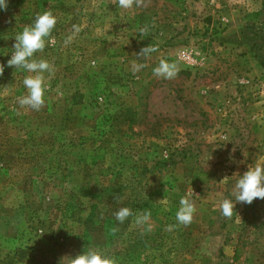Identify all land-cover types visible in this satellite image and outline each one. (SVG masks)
I'll return each mask as SVG.
<instances>
[{
    "label": "rangeland",
    "instance_id": "374dc122",
    "mask_svg": "<svg viewBox=\"0 0 264 264\" xmlns=\"http://www.w3.org/2000/svg\"><path fill=\"white\" fill-rule=\"evenodd\" d=\"M145 5L0 9V264H59L90 249L116 264H264V199L236 203L231 219L219 209L250 165H264V0ZM45 11L54 43L34 58L53 71L36 111L18 104L31 74L7 60ZM147 45L158 51L138 56ZM161 59L175 78L154 76ZM182 197L196 208L187 226L176 221ZM121 207L133 213L122 224ZM145 211L151 231L136 223Z\"/></svg>",
    "mask_w": 264,
    "mask_h": 264
},
{
    "label": "clouds",
    "instance_id": "9594fccd",
    "mask_svg": "<svg viewBox=\"0 0 264 264\" xmlns=\"http://www.w3.org/2000/svg\"><path fill=\"white\" fill-rule=\"evenodd\" d=\"M114 4L121 9H132L136 7L146 6L145 0H114ZM0 9H7V0H0ZM57 24V18L51 11H45L43 14H37L33 25L25 26L22 33L14 37V51L11 53V58L7 60V66L16 69L26 70L31 75L23 79V85L27 89V95L18 98V104L21 108H30L39 111L45 105V84L44 73H52L53 66L45 59H35V54L42 53L46 44L54 43L52 32ZM80 26L73 25V32L79 33ZM147 26L139 30L140 35H147ZM47 38V39H46ZM72 37L65 40V44L71 42ZM158 49L154 46L147 45L141 48L138 56L148 58ZM146 67L145 64L134 65V72H138ZM5 66L0 64V76L4 73ZM178 67L174 62L161 59L158 65L153 69L154 76L164 79H173L178 75ZM225 177L221 182L225 181ZM232 196L235 202L231 199H223L219 204V209L222 215L231 219L235 210L236 203L251 204L255 199H264V165L255 163L250 165L249 169L240 175V178L235 183L232 190ZM119 202L118 197H114ZM180 207L176 212V221L180 225L187 226L192 220L196 211L194 203L187 197H182L179 201ZM236 212V211H235ZM115 219L119 223H123L129 216L133 215L128 207H121L115 214ZM151 212L145 211L142 215L137 216V224H147L148 231H151L152 225L149 223ZM175 225L167 226L171 231ZM117 229L113 228L112 232ZM64 258H67V264H116L114 258L103 255L101 252L90 249L73 257H62L59 264H62Z\"/></svg>",
    "mask_w": 264,
    "mask_h": 264
},
{
    "label": "built area",
    "instance_id": "2783aa9c",
    "mask_svg": "<svg viewBox=\"0 0 264 264\" xmlns=\"http://www.w3.org/2000/svg\"><path fill=\"white\" fill-rule=\"evenodd\" d=\"M181 57H182V59L184 60V61H189L190 60V56L188 55V54H186L185 52H183L182 54H181Z\"/></svg>",
    "mask_w": 264,
    "mask_h": 264
},
{
    "label": "trees",
    "instance_id": "16d2710c",
    "mask_svg": "<svg viewBox=\"0 0 264 264\" xmlns=\"http://www.w3.org/2000/svg\"><path fill=\"white\" fill-rule=\"evenodd\" d=\"M80 98H83V96L82 95H78V99H80ZM75 103H79L80 104V101H75Z\"/></svg>",
    "mask_w": 264,
    "mask_h": 264
}]
</instances>
